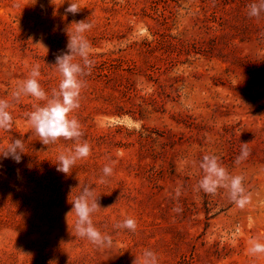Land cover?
I'll return each instance as SVG.
<instances>
[{
	"label": "rangeland",
	"instance_id": "374dc122",
	"mask_svg": "<svg viewBox=\"0 0 264 264\" xmlns=\"http://www.w3.org/2000/svg\"><path fill=\"white\" fill-rule=\"evenodd\" d=\"M72 2L75 16L70 0H0V99L13 116L0 154L15 139L26 146L19 164L0 156V264H144L146 251L158 264H264L249 251L264 243V17L248 16L254 0ZM82 20L93 63L73 115L91 154L66 175L57 158L73 142L43 145L28 123L43 102L12 94L34 66L45 91L58 90L52 67ZM241 143L250 155L236 163ZM205 155L243 178V206L224 188L199 189ZM84 186L101 195L93 222L110 246L78 237L66 216L70 190L74 200ZM127 218L135 232L116 227Z\"/></svg>",
	"mask_w": 264,
	"mask_h": 264
},
{
	"label": "clouds",
	"instance_id": "9594fccd",
	"mask_svg": "<svg viewBox=\"0 0 264 264\" xmlns=\"http://www.w3.org/2000/svg\"><path fill=\"white\" fill-rule=\"evenodd\" d=\"M79 12V3L70 0L65 13L75 16ZM248 16L257 20L264 17V0H254L250 3ZM91 27L92 25L88 23V20H82L73 21L67 28V51L56 56L55 65L52 67L58 70L62 77L58 90H53L51 94L46 92L38 79L40 76L39 66H34L29 77L12 94L16 101H19L21 97L28 96L35 101L43 102L28 114V123L43 145L48 147L59 143L61 140L73 142V151L70 154L62 153L57 158V171L66 175L71 173L77 161L87 159L91 154L90 145L84 139L82 126L73 115L80 107L85 77L90 73L93 63L90 58L91 45L85 36ZM44 48L46 49V47ZM10 107L11 105L7 100L0 99V129L5 131L11 130L13 126ZM248 145L249 143H241V151L236 158V163L247 159L250 155ZM24 154H26L25 141L20 138L13 140L0 156L11 158L19 164L22 162ZM200 168L204 175L199 181V189L207 194L215 195L219 189L224 188L228 191L229 197L239 205L243 206L247 202L243 178L230 175L221 164L218 156L205 155L200 162ZM102 171L104 177H111L113 174V168L108 165ZM73 192L74 190H70L69 196L72 207L66 216L68 218L75 215L76 235L87 239L98 247L110 246L111 237L97 229L93 222L94 214L102 210L98 202L101 195L97 196L94 188L84 186L79 195L72 200ZM116 227L135 232L138 225L134 219L127 218L122 223L117 224ZM249 251L252 255L264 254V243L253 242ZM144 256V264H158L154 252L146 251ZM49 264H55V262L49 261ZM134 264H137L136 260Z\"/></svg>",
	"mask_w": 264,
	"mask_h": 264
}]
</instances>
